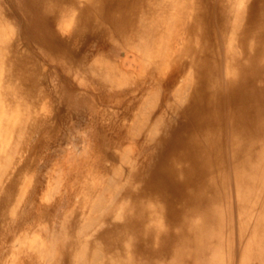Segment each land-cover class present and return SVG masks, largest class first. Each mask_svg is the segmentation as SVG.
<instances>
[{
  "label": "bare ground",
  "instance_id": "6f19581e",
  "mask_svg": "<svg viewBox=\"0 0 264 264\" xmlns=\"http://www.w3.org/2000/svg\"><path fill=\"white\" fill-rule=\"evenodd\" d=\"M31 53L62 76L56 95L69 111L95 115L96 101L115 106L120 121L107 117L109 140L87 134L95 158L67 172L80 216L66 224L56 213L50 230L7 208L27 193L40 212L65 201L35 205L26 158L9 172L28 138L51 134ZM230 176L238 212L258 210L257 233L264 0H0V222L15 229L0 241V264H222L219 205Z\"/></svg>",
  "mask_w": 264,
  "mask_h": 264
},
{
  "label": "rangeland",
  "instance_id": "374dc122",
  "mask_svg": "<svg viewBox=\"0 0 264 264\" xmlns=\"http://www.w3.org/2000/svg\"><path fill=\"white\" fill-rule=\"evenodd\" d=\"M3 3L6 10L8 6L10 10H12L8 3ZM14 27L11 26L14 33H16L17 28L15 29ZM17 36L20 42L19 47L24 48L22 45L23 40L21 38L20 28L17 30ZM31 55L36 59L41 68L40 72L37 74L40 76L39 87L44 89V93L49 100L50 124L52 125L49 129L51 130V134L48 136L36 134L31 136V139L28 138V140L23 143V149L20 148L18 150L14 164L9 172H15L16 163L26 158L25 164L27 167L24 174H27V182H29L27 186H30L32 189H30V193L34 191L35 205L37 206L41 203L42 205L52 206L56 202H60L59 198L61 195H64L65 201L57 209L40 212L39 207L38 210H36L33 203L27 202L29 197V193H27L24 197L25 200H23L19 206L15 205L13 199V202L10 203L7 208L16 209L21 224L35 223L36 226L39 225L41 228L50 230L52 229L50 227L52 222L51 219L56 213H64V216L69 215L66 224L74 221L80 216L79 213L81 208L76 207L75 210L72 211V204L75 200L71 201L66 197V194L69 192L67 185L69 182V175L67 172L71 167H78L77 164L80 162L84 163L87 160L91 161L94 155L96 156L93 152L98 150L97 143L94 141L95 136L90 140L87 134L92 133L94 135V133H99L100 135V133H103L105 134V139L109 140L115 133L108 130L109 128H107V124L105 123L107 117L111 116L110 122L115 125H118L120 121L116 117L115 112L118 111L115 106L106 107L96 101L93 102L94 112H96L95 115L86 113L83 118H81L79 115L74 114V111H69L65 105L60 103L56 95V92L59 94L61 90L62 76L56 74L49 65L42 62V60L37 58L33 53H31ZM105 92L107 94L110 93L108 90ZM104 109H107V112L102 116ZM55 112L57 116L60 117L58 118L60 119L59 121L54 119ZM28 147H32L30 153L26 149ZM107 162L110 163L111 161L108 160ZM120 167L123 171L128 169V165L125 163L120 164ZM53 168L55 169L52 170ZM234 186L235 178L230 176L229 183L225 188V193H222V201L219 205V213L222 220L224 219L222 230L217 234L219 242H221V251L224 254H221L222 264H264V222L257 233H252L253 224L256 219L255 215L258 210L248 209L245 211L246 214L239 213L236 205ZM46 194L48 195L45 197ZM39 196L43 198L42 200L40 199L41 201L38 200ZM258 197H260V199L264 197V189L255 190L251 195L250 201H254V198ZM77 200L78 198H76V201ZM257 209H259V207H257ZM251 214L253 215L252 218L250 217ZM169 218L170 213L165 210L161 218L163 225H167ZM56 228L58 229V227ZM14 231V227H6L4 221L0 222V241ZM209 233L214 236L212 230L209 231ZM225 235H227V238ZM34 236L39 239L42 238V236L37 233H35Z\"/></svg>",
  "mask_w": 264,
  "mask_h": 264
}]
</instances>
